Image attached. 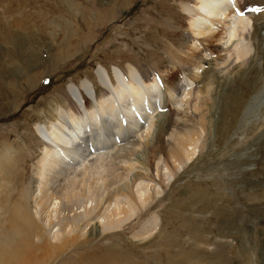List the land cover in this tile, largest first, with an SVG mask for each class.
<instances>
[{
  "label": "rangeland",
  "instance_id": "1",
  "mask_svg": "<svg viewBox=\"0 0 264 264\" xmlns=\"http://www.w3.org/2000/svg\"><path fill=\"white\" fill-rule=\"evenodd\" d=\"M181 2L193 0H0V196L14 199L21 190L14 177H23L24 185L34 180L43 148L34 126L53 120L70 85L89 79L97 90L94 73L102 66L109 76L128 62L156 76L153 66L160 62L172 67L167 50L175 53L177 44L184 49L177 40L185 37L187 23ZM191 37L188 43L196 40L203 58L189 68L199 80L191 83V98L203 103L199 112L205 114L203 150L120 232L75 243L79 250L72 255L41 259L37 251L23 264H264V89L256 95L264 85V54L240 68L223 53L218 59L201 53L204 43ZM257 39L264 51V30ZM71 41L79 45L74 54L59 47ZM38 57H51L52 66L32 70ZM184 68L177 71L181 80ZM29 78L37 81L32 88ZM187 107H164L160 117L156 112L153 130L160 124L172 125L169 131L192 129L185 127L197 123L199 112L188 110L180 120ZM153 216L159 217L153 235L134 238Z\"/></svg>",
  "mask_w": 264,
  "mask_h": 264
},
{
  "label": "bare ground",
  "instance_id": "2",
  "mask_svg": "<svg viewBox=\"0 0 264 264\" xmlns=\"http://www.w3.org/2000/svg\"><path fill=\"white\" fill-rule=\"evenodd\" d=\"M180 7L187 23L185 37L180 35L177 40L184 49L177 44L175 53L167 50L172 67L161 62L153 66L158 75L164 74L162 82L152 71H142L129 62L124 70L114 66L111 76L106 67H98L94 73L97 90L89 79L80 86L70 85L67 98L54 109L53 120L34 126L43 142L34 180L24 185L23 177H14L15 184L23 185L21 190L15 192L14 199L12 194L0 196V264L26 263L25 258L32 259L37 251L41 259L72 255L79 250L75 243H91L120 232L162 196L203 150L206 121L205 114L199 112L203 103L191 98L190 90L191 83L199 80L189 68L196 69V61L203 59L196 54L199 44L194 39L204 43L201 53L215 54L217 59L223 53V59L240 63V68L246 62L254 63L264 54L257 43L258 31L264 30V0H193L192 4L181 2ZM188 33L194 38L192 44L188 43ZM71 42L73 49L67 42L59 47H68L74 54L79 45ZM189 50L195 54H187ZM52 60L40 57L30 66L32 70H47ZM181 67H187L184 80L177 72ZM35 82L29 78L28 87ZM263 89L264 85L259 87L257 97ZM173 105L181 109L188 106L179 113L180 120L188 110L199 112L197 123L180 131H169L170 124L153 130L154 117L164 107H171V111ZM123 120L124 129L120 125ZM158 223L159 217L153 216L134 238L151 237ZM107 251L112 259L118 258L112 250Z\"/></svg>",
  "mask_w": 264,
  "mask_h": 264
},
{
  "label": "snow or ice",
  "instance_id": "3",
  "mask_svg": "<svg viewBox=\"0 0 264 264\" xmlns=\"http://www.w3.org/2000/svg\"><path fill=\"white\" fill-rule=\"evenodd\" d=\"M252 11H259V9H251ZM239 15H243V11L238 12Z\"/></svg>",
  "mask_w": 264,
  "mask_h": 264
}]
</instances>
